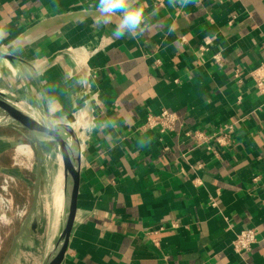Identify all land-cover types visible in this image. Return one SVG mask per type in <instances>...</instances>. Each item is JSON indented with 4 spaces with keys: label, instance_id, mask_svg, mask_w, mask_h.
I'll use <instances>...</instances> for the list:
<instances>
[{
    "label": "crops",
    "instance_id": "crops-1",
    "mask_svg": "<svg viewBox=\"0 0 264 264\" xmlns=\"http://www.w3.org/2000/svg\"><path fill=\"white\" fill-rule=\"evenodd\" d=\"M95 3L0 0V52L11 56H0V95L51 125L60 118L62 128L70 108L81 132L70 155L78 212L58 264H264V101L249 76L264 60V0H139L145 31L122 39L112 37L114 24H93ZM206 39L223 67L198 53ZM162 108L177 114L173 130L143 125ZM232 121V142L216 152L193 136ZM18 141L34 149L26 128L1 120L0 180L32 175L12 167ZM25 225L7 264L36 248L38 219L35 232L31 217ZM248 225L258 240L237 254L230 243Z\"/></svg>",
    "mask_w": 264,
    "mask_h": 264
},
{
    "label": "rangeland",
    "instance_id": "rangeland-1",
    "mask_svg": "<svg viewBox=\"0 0 264 264\" xmlns=\"http://www.w3.org/2000/svg\"><path fill=\"white\" fill-rule=\"evenodd\" d=\"M9 99V97L5 95H0V98ZM75 113L70 108L67 109L65 118L69 121V129L70 134L75 131L74 129V116ZM33 119H35L41 127H51L54 130L53 127L55 125L60 124L62 125V120L60 121V118H54L52 121V125L49 121H46V117H35L32 116ZM51 120V118H49ZM47 129V128H46ZM37 135L43 140L42 142L45 143L44 148L46 149L44 159H43V176L44 179L41 183V191L37 198L36 208H35V214L38 219L39 224V233L37 235V243L36 248L31 247L33 250H27L26 255L24 259L21 261L22 264H37L38 256L40 253H43L46 251L47 247L50 248L52 243L54 242L59 230H60V216L61 212L63 210V207L61 206L60 202V196L58 195V191L61 187L62 181L60 180V173L61 169H63L62 165V152L64 149L60 148L62 145L57 144V141L55 138H53L51 135H48L47 132L42 130L41 128L36 129ZM76 137H78L81 132L76 130ZM63 137H65L66 141L68 138L67 132L62 134ZM78 138H76V142L78 143ZM23 141H18L17 145L23 144ZM14 150V149H13ZM12 150L11 153V162H12V156L14 155V151ZM33 155L30 158V161L33 162L32 166L28 169L22 166H12L17 169L19 173L24 177V175H27L25 172H29L31 170L32 175L27 176V183H24V181L20 182L21 179L15 178V182L11 185V193L12 198L14 202L21 207L22 205L27 206L29 208V205L31 203V190L33 189V182H34V174H35V151L32 147ZM23 160V159H22ZM3 175V174H2ZM2 178V177H1ZM1 182V180H0ZM26 191V197L22 196L21 192L23 193ZM23 189V191H22ZM21 201V202H20ZM24 201V202H22ZM21 222L20 219L11 216V220L8 223H0V237L2 239L1 243V251L5 253L6 250L9 247V244L11 242L12 236L17 232V226ZM32 251H35L34 253Z\"/></svg>",
    "mask_w": 264,
    "mask_h": 264
},
{
    "label": "built area",
    "instance_id": "built-area-1",
    "mask_svg": "<svg viewBox=\"0 0 264 264\" xmlns=\"http://www.w3.org/2000/svg\"><path fill=\"white\" fill-rule=\"evenodd\" d=\"M236 16L231 15L228 19V23L232 24L235 21ZM210 40L206 39L201 42L197 48L198 53L207 55L211 61L217 66L223 67L225 60L218 50L211 49ZM234 77L239 81L241 79L239 68L233 70ZM249 76L253 80V86L258 94H260L264 101V60L261 61L257 66L249 71ZM178 121L177 114L166 108H162L157 114H147L144 126L148 128H155L160 133H165L173 130L176 122ZM235 122H226L221 124L216 130L210 133H204L202 131H195L193 136L205 147L211 151L216 152V147L227 146L232 142V136L235 132ZM24 152L18 150V148ZM14 155L12 156V166H22L29 168L33 162L30 158L33 155V150L30 145L23 143L17 145L14 148ZM23 159V160H22ZM15 182V177L11 174L2 175L0 182V223H8L11 220V216L22 220L27 212L28 208L25 205L19 207L12 198L11 185ZM162 229L159 227L154 230H149L151 233H157ZM258 240V231L253 226H245L240 229L232 239L230 247L233 252L237 254H243L249 252L254 243ZM2 239L0 237V251H1Z\"/></svg>",
    "mask_w": 264,
    "mask_h": 264
},
{
    "label": "water",
    "instance_id": "water-1",
    "mask_svg": "<svg viewBox=\"0 0 264 264\" xmlns=\"http://www.w3.org/2000/svg\"><path fill=\"white\" fill-rule=\"evenodd\" d=\"M0 56L4 58L10 59L11 56L0 52ZM7 100V99H6ZM21 105L16 102H8L5 101V98H0V121L3 119H11L19 124H21L24 128H26L32 135L33 145L36 156V167H35V178L33 182V190H32V202L30 206V210L27 212L22 225L20 226L18 232L14 234L11 239V243L6 250L3 259L0 264H7L9 256L12 254L14 247L16 245L17 240L23 235L28 234L29 230L26 227L25 223L28 222L31 217V225L30 229L35 232L37 226V219L33 215L37 198L39 194V185L41 180V167H42V156H43V145L42 140L36 133V129L41 128L45 132L49 134L52 133L51 127H41L40 124L29 115ZM53 137V136H52ZM54 138V137H53ZM80 163V162H79ZM80 180H79V167L76 173L72 176V183L70 185V189L68 192L67 203L65 206V215L62 219L60 230L49 248L44 263L43 264H58L66 250L68 245V241L70 238V234L76 219V215L78 212V192H79ZM33 215V216H32Z\"/></svg>",
    "mask_w": 264,
    "mask_h": 264
},
{
    "label": "clouds",
    "instance_id": "clouds-1",
    "mask_svg": "<svg viewBox=\"0 0 264 264\" xmlns=\"http://www.w3.org/2000/svg\"><path fill=\"white\" fill-rule=\"evenodd\" d=\"M175 6L176 0H171ZM182 7H187L192 0H179ZM95 12L92 13L96 26L113 25L112 37L122 39L126 35L135 38L145 31L147 16L139 0H96ZM87 19V14L84 16ZM4 36L0 32V39Z\"/></svg>",
    "mask_w": 264,
    "mask_h": 264
},
{
    "label": "bare ground",
    "instance_id": "bare-ground-1",
    "mask_svg": "<svg viewBox=\"0 0 264 264\" xmlns=\"http://www.w3.org/2000/svg\"><path fill=\"white\" fill-rule=\"evenodd\" d=\"M8 82H10V81H8ZM53 128H54V130L52 129L51 134H49L48 132L47 133H48V135H51L55 138V140L57 141V144H60L63 146L64 153H65L64 157L62 159L63 169H61V173H60V180L62 181V184H61V187L58 191V193H59L58 195L60 196V202H61L60 204L63 207V210H62L61 216H60V222H59V225H60L62 222V219L65 215V206L67 203V197H68L70 185L72 183V176L74 175V173H76L75 164H74V161L72 160V157H71L72 156V148H73L74 143L76 141V133L72 132V134H70V132H69L70 129L67 126H63V128H64L63 129L62 127H60V125H55V127H53ZM66 132L68 134L67 141L64 138V141L62 142V137H63L62 134L66 133ZM78 137H79V139H78L79 143L81 144V134ZM18 150L23 152V150L21 148H18Z\"/></svg>",
    "mask_w": 264,
    "mask_h": 264
},
{
    "label": "flooded vegetation",
    "instance_id": "flooded-vegetation-1",
    "mask_svg": "<svg viewBox=\"0 0 264 264\" xmlns=\"http://www.w3.org/2000/svg\"><path fill=\"white\" fill-rule=\"evenodd\" d=\"M28 136L30 137L31 143L33 144V138H32V135H31V133L29 131H28Z\"/></svg>",
    "mask_w": 264,
    "mask_h": 264
}]
</instances>
